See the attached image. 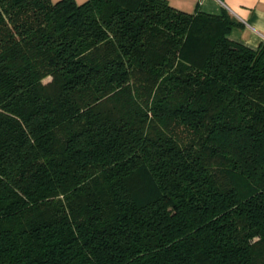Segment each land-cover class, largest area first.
I'll list each match as a JSON object with an SVG mask.
<instances>
[{"label":"trees","instance_id":"trees-1","mask_svg":"<svg viewBox=\"0 0 264 264\" xmlns=\"http://www.w3.org/2000/svg\"><path fill=\"white\" fill-rule=\"evenodd\" d=\"M240 26L0 0V264H264V41Z\"/></svg>","mask_w":264,"mask_h":264},{"label":"crops","instance_id":"crops-1","mask_svg":"<svg viewBox=\"0 0 264 264\" xmlns=\"http://www.w3.org/2000/svg\"><path fill=\"white\" fill-rule=\"evenodd\" d=\"M170 4L187 12H230L241 26L230 32L232 39L250 46L264 41V0H168Z\"/></svg>","mask_w":264,"mask_h":264},{"label":"rangeland","instance_id":"rangeland-1","mask_svg":"<svg viewBox=\"0 0 264 264\" xmlns=\"http://www.w3.org/2000/svg\"><path fill=\"white\" fill-rule=\"evenodd\" d=\"M52 1H55V0H52ZM77 3H82L84 2L85 0H75ZM49 80V77H46L43 81H48Z\"/></svg>","mask_w":264,"mask_h":264}]
</instances>
